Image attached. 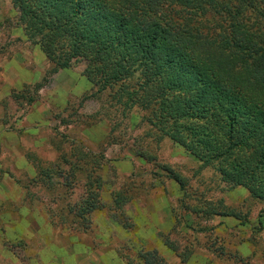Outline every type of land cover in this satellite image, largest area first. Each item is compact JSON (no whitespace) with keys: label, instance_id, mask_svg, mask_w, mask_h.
Instances as JSON below:
<instances>
[{"label":"rangeland","instance_id":"rangeland-1","mask_svg":"<svg viewBox=\"0 0 264 264\" xmlns=\"http://www.w3.org/2000/svg\"><path fill=\"white\" fill-rule=\"evenodd\" d=\"M64 7L0 0V264H147L152 252L157 264H264V201L162 136L120 84L88 79L93 51L72 30L42 41L19 11ZM161 50L145 57L165 72Z\"/></svg>","mask_w":264,"mask_h":264},{"label":"trees","instance_id":"trees-1","mask_svg":"<svg viewBox=\"0 0 264 264\" xmlns=\"http://www.w3.org/2000/svg\"><path fill=\"white\" fill-rule=\"evenodd\" d=\"M61 1L67 13L58 7L34 19L35 11L19 9L31 33L43 41L56 28L72 30L77 47L88 43L93 51L88 79L98 71L103 88L120 84L131 107L150 110L162 136L204 165L219 164L224 181L264 201V0H86L98 28L90 42L81 30L85 1ZM156 46L167 56L165 72L145 57ZM210 213L234 216L231 209ZM140 257L159 261L156 252Z\"/></svg>","mask_w":264,"mask_h":264}]
</instances>
